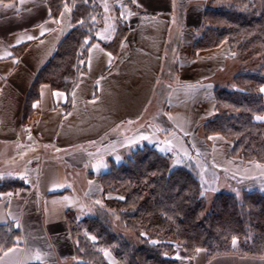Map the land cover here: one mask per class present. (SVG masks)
Here are the masks:
<instances>
[{
  "label": "crops",
  "instance_id": "1",
  "mask_svg": "<svg viewBox=\"0 0 264 264\" xmlns=\"http://www.w3.org/2000/svg\"><path fill=\"white\" fill-rule=\"evenodd\" d=\"M210 1H110L127 24L117 49L106 45L117 25L99 26L71 92L41 83L29 104L34 77L71 28V7L55 18L48 0L0 1V160L7 163L0 177L25 182L0 195V225L19 230L15 244L0 250V264H75L68 213L90 215V204L104 200L102 174L144 143L194 169L221 168L226 181L254 175L249 167L258 163L232 159L230 141L204 133L203 124L215 114L216 89L237 74L226 71L234 59L227 40L194 48ZM169 44L176 78L163 79L158 89ZM35 113L38 124L27 133L24 125ZM28 151L33 157L10 167ZM218 188L215 195L231 192ZM108 251L120 262L105 250L107 264ZM199 251L183 264H264V257L228 253L208 259Z\"/></svg>",
  "mask_w": 264,
  "mask_h": 264
},
{
  "label": "trees",
  "instance_id": "2",
  "mask_svg": "<svg viewBox=\"0 0 264 264\" xmlns=\"http://www.w3.org/2000/svg\"><path fill=\"white\" fill-rule=\"evenodd\" d=\"M228 1L222 7L206 8L205 25L194 48L227 40L238 60L258 59V70L241 71L232 88L216 89L215 114L203 129L206 136L220 134L230 141L231 156L264 162V0ZM48 4L55 18L65 5L71 7V28L34 77L28 104L38 97L41 83L71 92L85 71L87 47L98 26L92 19L99 9L91 0H48ZM126 32L127 24L119 25L107 47L117 49ZM101 184L105 210H113L122 228L138 242L115 231L104 214L78 219L70 212L75 264H107L105 250L122 264H183L199 250L208 259L228 253L264 257V191L246 190L241 197L220 191L208 209L194 167L147 143L126 161L113 164L102 174ZM22 186L21 178L0 177V195ZM18 235L13 224L0 225V250L14 245ZM176 245L184 258L176 257Z\"/></svg>",
  "mask_w": 264,
  "mask_h": 264
},
{
  "label": "rangeland",
  "instance_id": "3",
  "mask_svg": "<svg viewBox=\"0 0 264 264\" xmlns=\"http://www.w3.org/2000/svg\"><path fill=\"white\" fill-rule=\"evenodd\" d=\"M91 1L93 3H95L99 9L98 14L94 15V18L92 19V21L96 25H98L97 28H99V26L109 28L108 26H110V25L112 26L114 24H116L117 28H118L119 25L123 26L126 24V22L123 20V18L121 16V11H122L121 8H118L115 6V9H112V5H110V1H112V4H113L114 0H91ZM228 2H229L228 0H211L208 3V6L222 7V6L227 5ZM97 28H96V30H97ZM230 52L234 56V59L229 60V63H228L227 69H226L227 72H233V74H235V73H239L241 71H256V70H258V63H259L258 59H254L251 61L244 62V61L238 60V58L235 57V54L232 51H230ZM174 60H175V58L172 55V50H170V44H169L167 52H166L164 70L162 71V79H160L158 81V89H160L162 87L163 82H164L163 79H174V78H176V75L174 76V74L176 73L174 71ZM227 80L225 82L226 87L232 88L233 80H230V81H227ZM263 88H264V86H263ZM158 111H160V110H158ZM149 112L150 111H148V114H146V117H144V119L148 118ZM156 113H157L156 117H160L161 112L160 113L156 112ZM130 155H131V153L127 154L126 156H123L121 161H126L127 157H129ZM31 157H33V154L30 153L29 151L25 152L21 157L15 156V159L13 160V163L10 165V167L15 166L17 164L22 165L24 161L27 162V160H29ZM21 159H23V160H21ZM232 159L238 160V162H240L239 160H241V162H245V163L247 162V161L239 159V158L235 159L233 157ZM255 163H258V167L257 166L252 167L253 165H250V167H249V169H250L249 172L253 173L254 175L251 176L250 178H248V177L244 178L243 181H237V180L230 181L231 178L226 181V179L228 178L226 172L223 169L216 168L210 164L204 170L195 168L194 172H195L196 176L200 179L201 184L205 190V199L207 202L208 209H211V206H212V203H213V200L215 197V187H219L218 188L219 191L220 190H229V191L233 192L234 194H236L238 197H241V195L243 194V192L245 190L257 189V190L264 191V175H261V173H264V162L251 161V164H255ZM6 165H7V163L5 160H0V167H4ZM255 171H256V173H254ZM259 172H261V173H259ZM11 177H15V176H11ZM216 182H218L219 184H216ZM227 183H229V185H231V186H227L226 185ZM100 203H99L100 205L97 203L96 204L95 203L90 204V207H91L90 215H94L96 212L104 214L106 217H108L110 225L115 231L122 233L124 235L130 236V239L137 243L138 240L135 237V235L130 234L129 232H127L126 230H124L122 228V226L120 225L121 222H120L117 214L113 210H110V211H108L107 209L105 210V203L104 202H100ZM176 246H177L176 248L178 250L176 257H178L180 259L184 258L183 250L181 249V247L179 245H176ZM199 252L205 253L204 250H200ZM107 255L111 256V259H110L111 264H121L113 256V254L110 253L109 251H108ZM186 259H189V258H186ZM74 261L75 260L72 259L69 264H73Z\"/></svg>",
  "mask_w": 264,
  "mask_h": 264
},
{
  "label": "built area",
  "instance_id": "4",
  "mask_svg": "<svg viewBox=\"0 0 264 264\" xmlns=\"http://www.w3.org/2000/svg\"><path fill=\"white\" fill-rule=\"evenodd\" d=\"M38 124V115L35 113L24 125L25 132L29 133Z\"/></svg>",
  "mask_w": 264,
  "mask_h": 264
},
{
  "label": "snow or ice",
  "instance_id": "5",
  "mask_svg": "<svg viewBox=\"0 0 264 264\" xmlns=\"http://www.w3.org/2000/svg\"><path fill=\"white\" fill-rule=\"evenodd\" d=\"M43 35V33H41ZM28 39H32V37H28ZM19 42V41H18ZM110 55V54H109ZM262 92H264V88L261 89ZM257 119H261V117H257ZM203 195V193H202ZM122 199V197H121ZM153 243H155V241H153ZM233 243H235V241H233ZM11 251V250H10Z\"/></svg>",
  "mask_w": 264,
  "mask_h": 264
}]
</instances>
